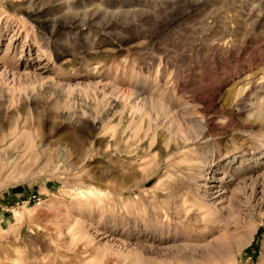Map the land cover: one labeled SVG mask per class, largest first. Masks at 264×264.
I'll use <instances>...</instances> for the list:
<instances>
[{"label": "rangeland", "instance_id": "1", "mask_svg": "<svg viewBox=\"0 0 264 264\" xmlns=\"http://www.w3.org/2000/svg\"><path fill=\"white\" fill-rule=\"evenodd\" d=\"M13 152L0 264H264V0H0Z\"/></svg>", "mask_w": 264, "mask_h": 264}, {"label": "bare ground", "instance_id": "2", "mask_svg": "<svg viewBox=\"0 0 264 264\" xmlns=\"http://www.w3.org/2000/svg\"><path fill=\"white\" fill-rule=\"evenodd\" d=\"M136 106H137V104H136ZM123 123H124L123 118H120L118 120V124L122 125ZM124 126H125V123L122 126L121 132L123 131ZM175 133H176L175 141L173 143H167L165 145L163 143V139L159 143L158 149L156 150L159 153L158 154L159 157L155 161L157 165H161L164 161L165 156L168 155L171 151H174V150L180 151L181 149H183L184 147H186L189 144V143H187V141L190 138L183 135V132L181 133L180 130L179 131L176 130ZM147 137H148L147 134L142 135L140 137V141H145ZM145 149H147V148H145V147L141 148V151L144 153V155L138 154L136 157L133 158L136 162H138V165L140 167L146 166L148 164V162H147L148 156L145 155V151H146ZM143 150H145V151H143ZM20 159H21V155L19 152L8 153L7 155L0 154V171L2 172V170H4L5 168H8V167L14 168L20 162ZM145 181H147V179ZM206 188H207V186H206Z\"/></svg>", "mask_w": 264, "mask_h": 264}]
</instances>
